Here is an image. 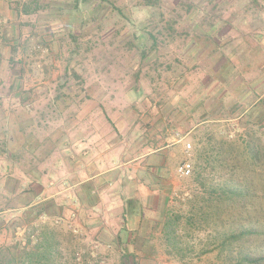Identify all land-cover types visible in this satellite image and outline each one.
Listing matches in <instances>:
<instances>
[{
  "label": "rangeland",
  "instance_id": "1",
  "mask_svg": "<svg viewBox=\"0 0 264 264\" xmlns=\"http://www.w3.org/2000/svg\"><path fill=\"white\" fill-rule=\"evenodd\" d=\"M260 2L0 0V264L264 254Z\"/></svg>",
  "mask_w": 264,
  "mask_h": 264
},
{
  "label": "trees",
  "instance_id": "2",
  "mask_svg": "<svg viewBox=\"0 0 264 264\" xmlns=\"http://www.w3.org/2000/svg\"><path fill=\"white\" fill-rule=\"evenodd\" d=\"M146 5H151V3H147ZM23 10L25 12H29V4L25 3ZM201 172L202 171H198L197 175H200ZM220 199L222 201V199L224 198ZM30 207L31 215H35L36 217H39L41 215L42 209L37 208L36 204L32 205L31 203ZM164 225L165 229L168 228L169 225H171L170 220H166ZM168 229L169 230H165V238L170 241V239H172V234H170V231H172L173 229ZM253 232H255L253 229L244 228L237 233L226 235L221 242L223 243V245H230L232 242H236L244 236L253 234ZM51 248V243L46 239L44 234H34V232H31V235L27 237V240L23 244L22 250L19 253L18 264H50L49 259L52 256ZM9 263L11 262L9 261ZM234 264H264V254L252 255L250 253L239 251L238 258L236 259Z\"/></svg>",
  "mask_w": 264,
  "mask_h": 264
},
{
  "label": "crops",
  "instance_id": "3",
  "mask_svg": "<svg viewBox=\"0 0 264 264\" xmlns=\"http://www.w3.org/2000/svg\"><path fill=\"white\" fill-rule=\"evenodd\" d=\"M259 1H261V4H257L256 6L253 5L256 9V11L253 10V12H255V22H258V24L254 27L253 31L248 32L250 37L257 38L255 45L260 44L259 39L264 40V0ZM261 69L264 70V68H260V70ZM262 77H264V75Z\"/></svg>",
  "mask_w": 264,
  "mask_h": 264
},
{
  "label": "built area",
  "instance_id": "4",
  "mask_svg": "<svg viewBox=\"0 0 264 264\" xmlns=\"http://www.w3.org/2000/svg\"><path fill=\"white\" fill-rule=\"evenodd\" d=\"M178 172L181 175L187 176L191 173V164L187 161H183L178 166Z\"/></svg>",
  "mask_w": 264,
  "mask_h": 264
}]
</instances>
